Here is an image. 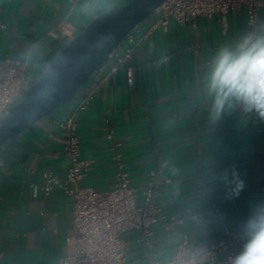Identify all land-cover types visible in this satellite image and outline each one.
Returning a JSON list of instances; mask_svg holds the SVG:
<instances>
[{"label":"crops","instance_id":"0c3cea01","mask_svg":"<svg viewBox=\"0 0 264 264\" xmlns=\"http://www.w3.org/2000/svg\"><path fill=\"white\" fill-rule=\"evenodd\" d=\"M127 1L0 0V62L26 61L27 73L38 78L95 16ZM155 18L150 13L137 24V37ZM247 34V16L239 9L224 18L198 16L195 25L171 21L167 30L156 28L143 38L129 62L133 83L119 70L77 114L81 156L91 162L81 182L109 188L118 152L138 193L149 172L160 169L157 203L163 212L202 213L178 225L190 245L223 237L222 220L206 212L212 200L223 202L234 225L244 229L254 210L264 205V119L235 104L215 120L207 76L221 50L235 49ZM102 74H92L69 102L0 146V264H58L65 254V239L73 231L72 198L60 188L47 194L34 190L31 183L43 184L45 169L65 179L69 160L57 121L75 111ZM233 174L244 184L238 195ZM154 230L151 248L137 240V229L124 233L130 264L172 256L180 235L168 234L161 225Z\"/></svg>","mask_w":264,"mask_h":264},{"label":"built area","instance_id":"2783aa9c","mask_svg":"<svg viewBox=\"0 0 264 264\" xmlns=\"http://www.w3.org/2000/svg\"><path fill=\"white\" fill-rule=\"evenodd\" d=\"M262 8L264 0H163L152 11L156 18L146 33L137 37L136 24L111 49L92 73L103 74L82 96L75 111L57 121L62 149L69 160L65 179L61 180L52 170L45 169L42 171L44 183H31L34 190L42 189L47 194L54 188H60L72 198L73 231L65 239L67 249L58 264H130L127 257L130 243L124 233L137 229L140 232L137 240L151 248L156 225H161L168 234L178 233L181 239L168 260L151 258L147 264H230L231 258L242 251L241 244L246 238L244 229L234 225L223 202L217 200L211 201L206 212L222 220L223 237L206 244L190 245L188 234L180 232L178 225L186 218H198L202 213L187 210L182 214H168L162 211L157 203L161 184L159 168L149 172L145 186L138 193L131 184L120 154L116 152L115 181L109 188L98 189L82 183L91 162L81 156L77 114L89 106L98 86L119 70H125L127 82L133 83V68L129 62L141 40L154 29L167 30L171 21L195 25L198 16L224 18L231 11L244 9L248 23L247 37H250L258 35ZM26 69V61L6 58L0 62V121L10 114L17 101L37 79ZM112 137L113 132L110 131L108 138ZM165 180L170 181V178ZM2 255L0 250V258Z\"/></svg>","mask_w":264,"mask_h":264},{"label":"water","instance_id":"95a60500","mask_svg":"<svg viewBox=\"0 0 264 264\" xmlns=\"http://www.w3.org/2000/svg\"><path fill=\"white\" fill-rule=\"evenodd\" d=\"M163 0H129L95 16L0 121V146L55 108L69 102L124 35Z\"/></svg>","mask_w":264,"mask_h":264},{"label":"clouds","instance_id":"9594fccd","mask_svg":"<svg viewBox=\"0 0 264 264\" xmlns=\"http://www.w3.org/2000/svg\"><path fill=\"white\" fill-rule=\"evenodd\" d=\"M207 90L214 98L213 118L219 120L226 107L243 105L264 119V32L250 36L235 49H223L212 62ZM222 179L227 182V175ZM233 193L243 189V181L233 174ZM247 241L230 264H264V205L258 206L244 227Z\"/></svg>","mask_w":264,"mask_h":264}]
</instances>
